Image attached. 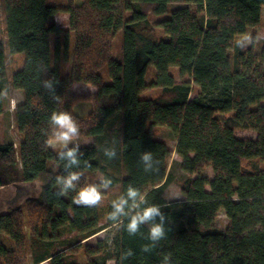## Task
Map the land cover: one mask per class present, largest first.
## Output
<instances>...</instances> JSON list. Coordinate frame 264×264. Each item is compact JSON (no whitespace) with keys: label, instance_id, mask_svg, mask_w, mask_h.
I'll use <instances>...</instances> for the list:
<instances>
[{"label":"trees","instance_id":"16d2710c","mask_svg":"<svg viewBox=\"0 0 264 264\" xmlns=\"http://www.w3.org/2000/svg\"><path fill=\"white\" fill-rule=\"evenodd\" d=\"M48 1L0 0L9 52L24 56L10 80L24 98L15 112L21 141L0 142V189L39 183L36 196L0 214V264H77L69 255L80 253L85 264H165L167 254V264H264V39L258 50L256 34L249 43L239 39L262 30L264 0H64V7ZM59 13L68 15L67 30L56 23ZM70 59L63 75L60 63ZM6 72L0 40V94ZM185 77L198 87L196 96ZM74 84L93 91L78 94ZM149 90L155 91L143 97ZM80 102L91 103L87 114L74 112ZM1 105L2 95L0 114ZM53 112H67L78 127L60 151L50 147ZM156 127L175 136L187 175L181 202L164 197L170 150L155 138ZM73 149L75 164L63 156ZM206 168L211 180L202 175ZM71 174L79 179L59 195L57 178ZM98 174L110 181L106 188L117 186L118 200L137 190L139 208L129 200L128 215L110 219L114 202L103 211L75 203ZM150 206L165 217V238L155 244L149 229L159 217L127 231L130 216ZM220 211L229 221L224 230L216 226ZM102 230L105 238L89 241Z\"/></svg>","mask_w":264,"mask_h":264},{"label":"rangeland","instance_id":"374dc122","mask_svg":"<svg viewBox=\"0 0 264 264\" xmlns=\"http://www.w3.org/2000/svg\"><path fill=\"white\" fill-rule=\"evenodd\" d=\"M49 3H53L57 6L64 7L65 1L64 0H49ZM179 6L178 4H173L172 7ZM168 17V15H165L164 18ZM150 19L154 22H159L163 20V17L161 16H155L152 15ZM56 23L62 27V29L67 30L68 29V15L65 13H59L56 15ZM262 30H252L248 29L246 34L243 36H240L239 39L242 41H245L249 43L253 37L254 34H256V48L258 50L257 44L262 42L264 39V7L262 9ZM4 16L3 13L0 12V40L4 43V52L6 55V66H7V79L8 82H6L2 88V94L7 93V95H2V113L0 114V142H7L12 143L13 145L17 146L19 142L21 141V136L17 133L15 129V112L18 109V107L23 103V94L20 90L15 89L11 84L10 80L14 73H16L18 70H20L23 66L24 62V56L22 53L18 54H11L9 52V45L7 41V37L4 33ZM250 37V38H249ZM121 35L120 33L116 36L113 43V57L118 59L120 57V44ZM71 59L68 61V64L65 62L60 63V70L61 73L64 75L65 70L68 68L67 66L70 65ZM155 69L153 66H149L147 68L146 73V81L151 82L154 78ZM171 73L174 75L177 82H182V79L178 75V70L176 68L171 69ZM100 74L102 75L104 82L109 83L110 79L108 76L107 69L103 67L100 70ZM190 81L191 82V97L196 96L198 93V87L193 84L192 79L190 77H185L183 81ZM76 93L78 94H89L91 91L84 90L83 86L80 88L77 86ZM155 90H149L147 92H144L142 94L143 97L150 95ZM91 110V103L89 102H80L74 106V112L76 114H87ZM155 138L163 141L166 143L170 150V156L167 163V175L170 176V182L165 186L164 189V197L167 202H181L184 200V197L181 194L180 185L181 183L187 178V175L182 171L181 169V159L178 157V155L175 153V145L176 140L174 134L171 133L170 130L163 127H156L153 129ZM237 136L239 138L244 139H254L256 138V134L254 132H248V131H237ZM73 142V139H71L69 142H67V146L70 145ZM66 146V147H67ZM51 148L54 151H60L64 149L65 147L60 142L52 141L51 142ZM202 175L204 177H207L208 179L213 178V173L210 168H206ZM95 186L98 188V190L101 193V200L97 203L101 211L104 210V208L112 202H116L118 200V188L117 186L113 188H106L102 186L103 180L102 176L98 174L96 176V179L94 180ZM25 187L23 189L16 188L13 186H9L6 188L0 189V214L4 213L8 210V208L12 206L19 205L27 196H36L39 192V183H33L32 186H22ZM229 221L224 214L223 211H220L218 213V216L216 218V226L224 230L226 229ZM106 230H102L98 232L97 234L93 235L89 238V241L95 242L97 240L103 239L106 237ZM74 233L70 234L66 237H73ZM88 240V239H87ZM67 246H69L70 242L65 243ZM66 245L62 246L60 249L64 250ZM67 248V247H66ZM69 260L74 261L77 264H85V257L82 256V253L78 255H69Z\"/></svg>","mask_w":264,"mask_h":264},{"label":"clouds","instance_id":"9594fccd","mask_svg":"<svg viewBox=\"0 0 264 264\" xmlns=\"http://www.w3.org/2000/svg\"><path fill=\"white\" fill-rule=\"evenodd\" d=\"M250 38V37H249ZM49 83L45 84V87H50ZM0 95H7V93H3ZM51 124L55 127V131L53 132L52 139L56 142L62 143L64 147L67 146V142H69L74 136L78 133V127L73 120L72 116L67 112H53L50 117ZM109 155H114V153H106ZM70 163L75 164V149L69 150L68 152L63 154ZM149 157L146 155L144 157L147 160ZM79 179L78 174H71L67 178H57V184H63V189L59 193V195H64L66 190L74 187L73 181ZM110 181L103 182L102 186L107 187ZM140 196L137 190L132 189L131 187L127 191V199L121 197L118 201L113 203V212L110 213V219H116L120 215L127 216L128 213L124 211L125 206L128 204V201L131 200L133 203L131 204V209H138L139 204L136 203L138 197ZM101 193L96 186H87L79 190L77 193V198L75 199V203H83L87 205L97 204L101 200ZM159 217V223H152L149 229V239L155 244L157 241H161L165 238V229L163 227L165 217L160 212L159 208L156 206L146 207L141 211H137L135 215L130 216L129 223L127 225V231L129 234H134L138 230V226L140 224L148 223L153 221L154 218ZM147 252L150 249L148 246H144L142 249ZM126 255H131V253H127ZM170 258V254L164 256L165 264Z\"/></svg>","mask_w":264,"mask_h":264},{"label":"crops","instance_id":"0c3cea01","mask_svg":"<svg viewBox=\"0 0 264 264\" xmlns=\"http://www.w3.org/2000/svg\"><path fill=\"white\" fill-rule=\"evenodd\" d=\"M262 9H263V8H262ZM77 86H79L80 88H82V86H83V89H84V90H88V91H91V92L93 91V89H92L90 86L83 85V84H74L73 89H74L75 92H77L76 89H75ZM51 142H52V141H51ZM51 142H50V147H51ZM89 142H90L89 139H83V140H81L80 143H81V144H84V145H87V144H89Z\"/></svg>","mask_w":264,"mask_h":264}]
</instances>
